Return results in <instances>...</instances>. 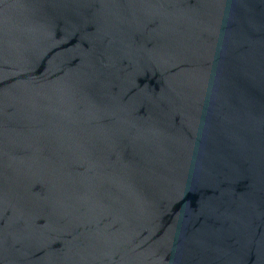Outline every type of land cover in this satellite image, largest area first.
I'll use <instances>...</instances> for the list:
<instances>
[{"label": "water", "instance_id": "water-1", "mask_svg": "<svg viewBox=\"0 0 264 264\" xmlns=\"http://www.w3.org/2000/svg\"><path fill=\"white\" fill-rule=\"evenodd\" d=\"M0 264H264V0H0Z\"/></svg>", "mask_w": 264, "mask_h": 264}]
</instances>
